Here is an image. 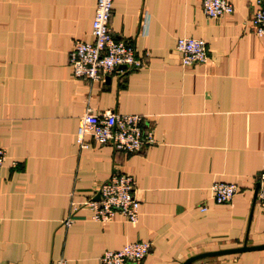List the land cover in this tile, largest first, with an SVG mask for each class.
<instances>
[{"label": "crops", "instance_id": "0c3cea01", "mask_svg": "<svg viewBox=\"0 0 264 264\" xmlns=\"http://www.w3.org/2000/svg\"><path fill=\"white\" fill-rule=\"evenodd\" d=\"M229 2L230 14L209 19L200 0H111V33L143 65L89 80L72 76L68 51L73 39L90 40L95 0H0V264H98L132 242L150 244L140 264H182L264 245L254 197L264 171V43L249 23L254 0ZM179 37L202 39L206 62L181 66ZM86 110L139 114L153 141L125 154L85 136L79 149ZM115 172L133 178V225L118 215L91 221L81 206ZM213 183L237 188L228 204H214ZM190 264H264V249Z\"/></svg>", "mask_w": 264, "mask_h": 264}, {"label": "built area", "instance_id": "2783aa9c", "mask_svg": "<svg viewBox=\"0 0 264 264\" xmlns=\"http://www.w3.org/2000/svg\"><path fill=\"white\" fill-rule=\"evenodd\" d=\"M201 11L206 18L214 19L232 12L229 0H200ZM111 0H95L90 22V40L73 39L68 51V65L74 78L96 80L110 72H123L140 68L143 63L134 47L121 39H115L108 21ZM254 34L264 43V0H254V9L249 18ZM175 50L181 66L203 64L207 56L205 43L200 38L179 37ZM88 136L98 146L109 145L112 150L125 154L139 152L152 143V131L144 124L139 114H119L105 111L95 114L86 110L79 116L74 133V143L79 149L88 147ZM5 160V151L0 147V166ZM255 200L264 212V171L256 178ZM134 181L129 175L115 172L108 181L100 185L99 199L82 203L90 212V220L107 223L115 215L133 225L137 222L139 203L133 197ZM214 204H228L237 188L233 184L213 183L209 187ZM71 212L76 210L70 204ZM203 211V208L200 209ZM70 218L64 222L68 226ZM150 251L148 242L126 243L120 249L105 251L98 264H140ZM51 264H70L57 259Z\"/></svg>", "mask_w": 264, "mask_h": 264}, {"label": "water", "instance_id": "95a60500", "mask_svg": "<svg viewBox=\"0 0 264 264\" xmlns=\"http://www.w3.org/2000/svg\"><path fill=\"white\" fill-rule=\"evenodd\" d=\"M256 189H257V186L255 185L254 197H255ZM98 199H99V192L96 193V195H95L93 200H98ZM260 249H264V245L254 246V247H246V246L243 245L242 247L236 248V249H228V250L206 252V253H201V254L189 257V258L185 259L182 262V264H190V263H192V262H194L196 260H199V259H202V258H207V257H217V256L235 254V253H239V252H243V251H252V250H260Z\"/></svg>", "mask_w": 264, "mask_h": 264}]
</instances>
